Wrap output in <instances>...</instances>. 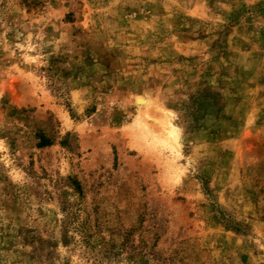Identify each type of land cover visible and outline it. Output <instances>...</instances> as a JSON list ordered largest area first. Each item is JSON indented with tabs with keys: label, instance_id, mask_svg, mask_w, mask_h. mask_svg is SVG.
I'll list each match as a JSON object with an SVG mask.
<instances>
[{
	"label": "rangeland",
	"instance_id": "374dc122",
	"mask_svg": "<svg viewBox=\"0 0 264 264\" xmlns=\"http://www.w3.org/2000/svg\"><path fill=\"white\" fill-rule=\"evenodd\" d=\"M0 264H264V0H0Z\"/></svg>",
	"mask_w": 264,
	"mask_h": 264
},
{
	"label": "bare ground",
	"instance_id": "6f19581e",
	"mask_svg": "<svg viewBox=\"0 0 264 264\" xmlns=\"http://www.w3.org/2000/svg\"><path fill=\"white\" fill-rule=\"evenodd\" d=\"M144 103H146L147 101L145 99H142ZM142 102V101H141Z\"/></svg>",
	"mask_w": 264,
	"mask_h": 264
}]
</instances>
